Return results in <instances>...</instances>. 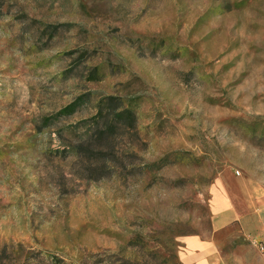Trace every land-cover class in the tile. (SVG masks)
<instances>
[{"label":"rangeland","instance_id":"374dc122","mask_svg":"<svg viewBox=\"0 0 264 264\" xmlns=\"http://www.w3.org/2000/svg\"><path fill=\"white\" fill-rule=\"evenodd\" d=\"M228 177L264 193V0H0V264H182Z\"/></svg>","mask_w":264,"mask_h":264},{"label":"crops","instance_id":"0c3cea01","mask_svg":"<svg viewBox=\"0 0 264 264\" xmlns=\"http://www.w3.org/2000/svg\"><path fill=\"white\" fill-rule=\"evenodd\" d=\"M211 237L188 235L179 251L182 264H234L228 262L220 240L241 235L250 244V254H238L235 264H264V193L246 179L228 177L212 186Z\"/></svg>","mask_w":264,"mask_h":264},{"label":"built area","instance_id":"2783aa9c","mask_svg":"<svg viewBox=\"0 0 264 264\" xmlns=\"http://www.w3.org/2000/svg\"><path fill=\"white\" fill-rule=\"evenodd\" d=\"M260 250L264 251V246L260 244Z\"/></svg>","mask_w":264,"mask_h":264},{"label":"trees","instance_id":"16d2710c","mask_svg":"<svg viewBox=\"0 0 264 264\" xmlns=\"http://www.w3.org/2000/svg\"><path fill=\"white\" fill-rule=\"evenodd\" d=\"M99 124H100V121H97L96 126H99Z\"/></svg>","mask_w":264,"mask_h":264}]
</instances>
